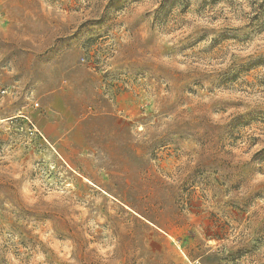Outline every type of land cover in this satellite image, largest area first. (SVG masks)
Masks as SVG:
<instances>
[{
    "label": "rangeland",
    "instance_id": "1",
    "mask_svg": "<svg viewBox=\"0 0 264 264\" xmlns=\"http://www.w3.org/2000/svg\"><path fill=\"white\" fill-rule=\"evenodd\" d=\"M261 177L264 0H0V264H264Z\"/></svg>",
    "mask_w": 264,
    "mask_h": 264
},
{
    "label": "snow or ice",
    "instance_id": "2",
    "mask_svg": "<svg viewBox=\"0 0 264 264\" xmlns=\"http://www.w3.org/2000/svg\"><path fill=\"white\" fill-rule=\"evenodd\" d=\"M199 23L206 25L205 28H202L201 30H198L197 32L193 33L192 36L188 37L186 41L183 43L188 45L189 47L194 46L197 43H200L201 41H204L206 43H212L213 47L216 46V43H219L221 40H239L241 43H245L248 39L247 35H244L245 31L244 29H223L217 27L214 32L209 31L208 29L212 28V25H207L206 21H200ZM227 31H235L238 33V35L233 37H228L224 33ZM216 36L217 40L215 42L211 41L210 37ZM208 38V39H206ZM240 55H244V53H240ZM235 68V65H233L232 68H228L227 70L221 71L219 73H216L215 75L219 76H226L229 72L233 71ZM219 86V85H217ZM229 107H239V105H227ZM261 181H264V177H261ZM257 181H253V184H256ZM258 191L264 192V183H261L260 188ZM241 195H244L243 192H241Z\"/></svg>",
    "mask_w": 264,
    "mask_h": 264
},
{
    "label": "built area",
    "instance_id": "3",
    "mask_svg": "<svg viewBox=\"0 0 264 264\" xmlns=\"http://www.w3.org/2000/svg\"><path fill=\"white\" fill-rule=\"evenodd\" d=\"M2 94H4V92H2Z\"/></svg>",
    "mask_w": 264,
    "mask_h": 264
}]
</instances>
